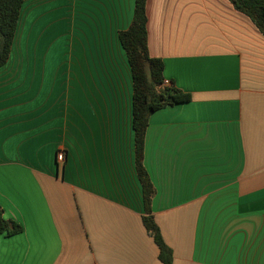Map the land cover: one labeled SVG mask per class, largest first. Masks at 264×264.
<instances>
[{"label":"crops","instance_id":"obj_1","mask_svg":"<svg viewBox=\"0 0 264 264\" xmlns=\"http://www.w3.org/2000/svg\"><path fill=\"white\" fill-rule=\"evenodd\" d=\"M135 2H23L0 67V207L23 230L0 235V264H164L142 221L119 40ZM36 13L71 36L66 76L48 92L47 60L33 69L20 41ZM146 13L150 56L191 96L153 112L144 143L172 264H264V35L230 0H148Z\"/></svg>","mask_w":264,"mask_h":264},{"label":"trees","instance_id":"obj_2","mask_svg":"<svg viewBox=\"0 0 264 264\" xmlns=\"http://www.w3.org/2000/svg\"><path fill=\"white\" fill-rule=\"evenodd\" d=\"M26 0H0V67L10 57L11 47L15 42L17 26L23 2ZM148 0H136L134 16L130 27L119 32V40L125 49L131 69L133 86L132 126L135 132L136 173L142 185L144 212L142 221L149 236L159 249V260L172 264L173 252L163 239L161 229L153 216V198L155 186L144 165V143L150 115L160 109L187 103L191 96L179 90L170 82L165 84L164 63L149 54L147 37ZM237 11L247 16L264 35V0H230ZM23 227L8 220L0 207V235L7 237L22 232Z\"/></svg>","mask_w":264,"mask_h":264},{"label":"rangeland","instance_id":"obj_3","mask_svg":"<svg viewBox=\"0 0 264 264\" xmlns=\"http://www.w3.org/2000/svg\"><path fill=\"white\" fill-rule=\"evenodd\" d=\"M47 18L48 17L44 16V18L38 20L37 13L34 15L31 14L28 23L27 24L25 23L26 25L23 24L22 34L20 39L23 49H26L29 43L33 44V45L31 44V47L29 48L31 49V51H28V53L31 56V59L34 60V65L32 66L33 69L35 67V59L38 60L39 58L43 62L47 60L46 71L43 74L44 92H48L52 89V86H54L56 79L55 75L57 76V74H59L58 76L59 86L62 85L63 79L66 76L65 74L63 75V73L65 71H68L67 62L69 60H68L67 46L69 45L71 38L70 33H68L66 29L67 27L65 22H63L61 27L57 30L56 27H53V24L49 25L50 22H46L45 24H43V21H46ZM77 32L78 35L81 33L80 27H78ZM36 49L38 50V52L36 51ZM54 49L55 51L57 49L58 53H56L55 59L52 60L50 54H52V51ZM21 54L22 52L20 51V57ZM57 88L58 87H55L54 90H57Z\"/></svg>","mask_w":264,"mask_h":264},{"label":"built area","instance_id":"obj_4","mask_svg":"<svg viewBox=\"0 0 264 264\" xmlns=\"http://www.w3.org/2000/svg\"><path fill=\"white\" fill-rule=\"evenodd\" d=\"M165 84H169L168 80L164 81ZM56 159L58 163H64L66 159V152L63 149H59L56 154Z\"/></svg>","mask_w":264,"mask_h":264}]
</instances>
